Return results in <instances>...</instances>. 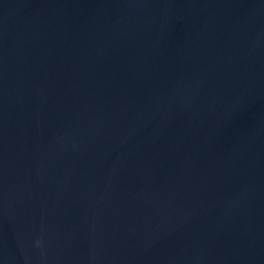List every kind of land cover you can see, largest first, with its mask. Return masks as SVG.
I'll use <instances>...</instances> for the list:
<instances>
[{
	"label": "water",
	"instance_id": "water-1",
	"mask_svg": "<svg viewBox=\"0 0 264 264\" xmlns=\"http://www.w3.org/2000/svg\"><path fill=\"white\" fill-rule=\"evenodd\" d=\"M0 264H264V0H0Z\"/></svg>",
	"mask_w": 264,
	"mask_h": 264
}]
</instances>
